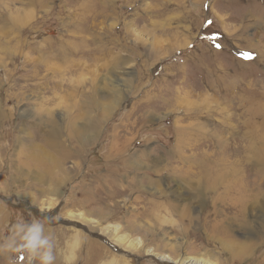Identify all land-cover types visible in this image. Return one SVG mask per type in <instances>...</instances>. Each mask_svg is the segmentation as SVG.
<instances>
[{
    "label": "rangeland",
    "instance_id": "obj_1",
    "mask_svg": "<svg viewBox=\"0 0 264 264\" xmlns=\"http://www.w3.org/2000/svg\"><path fill=\"white\" fill-rule=\"evenodd\" d=\"M251 1L0 0V264H264Z\"/></svg>",
    "mask_w": 264,
    "mask_h": 264
},
{
    "label": "bare ground",
    "instance_id": "obj_2",
    "mask_svg": "<svg viewBox=\"0 0 264 264\" xmlns=\"http://www.w3.org/2000/svg\"><path fill=\"white\" fill-rule=\"evenodd\" d=\"M259 26H260V24H259ZM228 31V30H227ZM189 44V43H188ZM187 44V45H188ZM253 45V47H256V44H252ZM245 149H247L246 151H250V158H252V159H254L255 158V155L254 154H256V152L254 151V148H251L250 146L249 147H247V148H245ZM252 153V154H251ZM253 163H254V161H252ZM231 174V173H230ZM222 176V175H221ZM227 176V175H226ZM220 177V176H219ZM221 181V180H220ZM221 183V182H220ZM225 183V182H224ZM226 184V183H225ZM230 184H231V182L229 183V184H227V185H229V187H226L224 190H223V192H221V193H219L218 195H219V200H220V202H221V204L220 205H222V206H237V207H240V209H245V208H248V207H252V205L253 204H255V200H254V194L253 195H251L250 193L249 194H242V192H241V194H242V196L239 194V196L237 195L236 197H234V198H231L228 202H226L227 201V199H228V195H230L229 193H228V191H229V188H230ZM221 185V184H220ZM233 185V184H232ZM235 186H237L238 187V184H237V182L235 181L234 182V187ZM220 188V187H219ZM235 189V188H234ZM236 189H238V188H236ZM240 189V188H239ZM232 191V190H231ZM230 191V192H231ZM220 192V191H219ZM235 192V191H234ZM238 193V192H237ZM76 216H79L78 214L76 215ZM229 217V216H228ZM227 218V217H226ZM102 233H104L107 237H108V239H111V241L113 242H116V243H118L119 245H124V243H126V242H128L129 240H125V237L124 236H118V237H116V229H109V228H105V229H103L102 231H101ZM37 233V229L35 228V230L33 231V233L31 234L32 236V243H33V241H34V236H36L35 234ZM125 240V242H123ZM130 243H128V246L130 245V246H132L133 248H138V247H140V242L138 241V240H130L129 241ZM127 246V247H128ZM96 248V247H95ZM33 249V248H32ZM8 250V249H7ZM32 252H34V249L32 250ZM144 253L146 254V255H153V256H155V257H157L159 260H161V261H167V262H170V263H174V264H211L210 262H208L207 260H205V259H202V258H199V259H194V258H188V257H183V258H180V259H173V258H171L169 255H166V254H164V255H160V254H158V253H156V252H154L152 249H146V250H144Z\"/></svg>",
    "mask_w": 264,
    "mask_h": 264
},
{
    "label": "clouds",
    "instance_id": "obj_3",
    "mask_svg": "<svg viewBox=\"0 0 264 264\" xmlns=\"http://www.w3.org/2000/svg\"><path fill=\"white\" fill-rule=\"evenodd\" d=\"M52 259L53 257L46 253L45 255L41 257V264H50Z\"/></svg>",
    "mask_w": 264,
    "mask_h": 264
},
{
    "label": "snow or ice",
    "instance_id": "obj_4",
    "mask_svg": "<svg viewBox=\"0 0 264 264\" xmlns=\"http://www.w3.org/2000/svg\"><path fill=\"white\" fill-rule=\"evenodd\" d=\"M216 47H219V45H216ZM241 55H242V57H243L244 59H251V58H252L251 53H248V52H244V53H242Z\"/></svg>",
    "mask_w": 264,
    "mask_h": 264
},
{
    "label": "crops",
    "instance_id": "obj_5",
    "mask_svg": "<svg viewBox=\"0 0 264 264\" xmlns=\"http://www.w3.org/2000/svg\"><path fill=\"white\" fill-rule=\"evenodd\" d=\"M247 3H248V2H247ZM255 3H256V1H253V0H252L251 2H249V4H250V8H251V7L253 8L254 5H255ZM250 11H252V9H251ZM36 229H37V233H39V231H38V227H37ZM37 233H36V234H37ZM36 234H35V235H36ZM36 236H37V235H36ZM36 236H35V238H36ZM35 238H34V239H35ZM34 241H35V240H34Z\"/></svg>",
    "mask_w": 264,
    "mask_h": 264
}]
</instances>
